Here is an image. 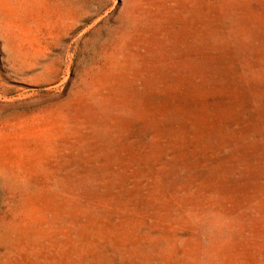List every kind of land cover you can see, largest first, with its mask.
I'll return each mask as SVG.
<instances>
[{"label":"rangeland","instance_id":"374dc122","mask_svg":"<svg viewBox=\"0 0 264 264\" xmlns=\"http://www.w3.org/2000/svg\"><path fill=\"white\" fill-rule=\"evenodd\" d=\"M0 264H264V0H0Z\"/></svg>","mask_w":264,"mask_h":264}]
</instances>
